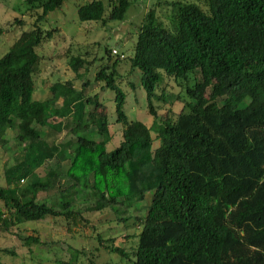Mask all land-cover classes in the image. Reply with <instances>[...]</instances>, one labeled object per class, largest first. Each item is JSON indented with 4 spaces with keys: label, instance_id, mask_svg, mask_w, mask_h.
Instances as JSON below:
<instances>
[{
    "label": "trees",
    "instance_id": "16d2710c",
    "mask_svg": "<svg viewBox=\"0 0 264 264\" xmlns=\"http://www.w3.org/2000/svg\"><path fill=\"white\" fill-rule=\"evenodd\" d=\"M67 1L26 3L40 10V23ZM132 4L90 0L78 16L103 26L122 23ZM156 4L172 14L164 21L151 9L143 17L133 55L106 49L94 80L86 79L81 90L71 81L51 86L43 114L34 98L43 60L37 49L54 33L36 23L0 57V146L13 131L19 154L5 167L7 186L0 185V230L48 217L79 224L91 213L126 208L144 213L119 219L125 230L141 228L132 264H264V0ZM5 31L0 26V36ZM85 55L69 57L82 78L81 70L98 61ZM125 60L130 75L140 71L150 126L125 110L119 69ZM173 82L180 86L179 109L171 99ZM96 85L115 93L122 128L115 149L109 148V116L87 109L104 108L99 92L89 94ZM46 128L52 131L43 135ZM64 130L70 139L56 143L55 133ZM40 193L47 197L40 200ZM97 238L108 252L128 257L118 237L98 232ZM24 240L26 246L44 243L36 235ZM76 260L72 255L61 264Z\"/></svg>",
    "mask_w": 264,
    "mask_h": 264
},
{
    "label": "rangeland",
    "instance_id": "374dc122",
    "mask_svg": "<svg viewBox=\"0 0 264 264\" xmlns=\"http://www.w3.org/2000/svg\"><path fill=\"white\" fill-rule=\"evenodd\" d=\"M89 1L68 0L61 9L50 13L44 21L39 23L37 19L40 10L30 8L26 0H0V26L6 29L5 33L0 36V57L9 51L23 32L35 29L36 23H39L45 32L52 31L54 33L52 38H46L37 49L43 56L40 71L36 75L37 89L34 94L35 100H38L36 107L39 113L43 114L41 102L51 97L53 84L71 81L77 90H81L86 79L94 80L95 73L102 66L100 57L105 54L106 49H112V51L117 49L126 57L133 55L140 24L151 9H155L157 15L164 21H167L172 14V8L156 4L165 0H132L133 4L128 11L126 21L122 23L113 21L103 26L99 21H80L78 8ZM17 19H21L23 24L16 22ZM86 51L90 52L89 60L98 57V61L81 70L82 76H84L82 78L72 70L69 65V57L79 54L86 56ZM112 54L116 55L114 52ZM105 57L107 58L108 55L105 54ZM86 68L87 71H85ZM119 69L121 84L128 93L126 112L131 120L142 121L150 126L154 118L147 108L146 92L139 86L140 71L137 70V73L130 75L128 60L122 61ZM169 79L164 72L163 80L168 83ZM129 82L136 85V90L132 89ZM173 83L169 87L173 92L171 99L175 100L174 108L179 109L181 104L176 102L175 98L180 86ZM96 92L101 94L100 98L104 108L103 106H90L87 109L97 110L101 115L109 116L110 132L113 135L109 148L112 149L118 146L122 139V128L116 121L117 114L113 100L115 93L108 88L102 91L101 87L96 85L93 89L90 88L89 94ZM186 98L188 99L187 95ZM61 102L62 99H59L57 105L60 106ZM165 110L166 108L163 111ZM50 130V128L43 130V135H46ZM66 133V130L60 133L56 132L53 137L56 143L69 140L70 137ZM13 134V131L9 132L10 143L0 146V185L5 187L7 186L4 176L5 167L16 162L19 156L18 142ZM20 183L23 186L27 185L24 180ZM46 197V193L39 195L40 200ZM84 197L86 196L83 194ZM2 204L3 202L0 200V207H3ZM140 207L141 205L138 206V208ZM133 213L144 214L138 211H133ZM133 213L127 211L126 208H121L118 212L108 208L89 214V221L82 220L79 224L73 222L68 224L67 220L62 217H48L45 220L17 225L11 231L1 227L0 257L3 256L2 260L6 264H61L68 262L72 255L77 257L75 264H106L110 261L117 262V264H132L137 247L136 236L139 235L141 228L133 226L125 230L119 219L127 218ZM98 232H101L106 239L118 237L117 245L126 250L128 257L122 258L119 254L108 252L102 248L97 238ZM29 235L39 236L44 243H33L31 246H26L24 239ZM2 249H8L12 253H5L1 251Z\"/></svg>",
    "mask_w": 264,
    "mask_h": 264
},
{
    "label": "built area",
    "instance_id": "2783aa9c",
    "mask_svg": "<svg viewBox=\"0 0 264 264\" xmlns=\"http://www.w3.org/2000/svg\"><path fill=\"white\" fill-rule=\"evenodd\" d=\"M114 54H119V51L117 49L113 50Z\"/></svg>",
    "mask_w": 264,
    "mask_h": 264
},
{
    "label": "crops",
    "instance_id": "0c3cea01",
    "mask_svg": "<svg viewBox=\"0 0 264 264\" xmlns=\"http://www.w3.org/2000/svg\"><path fill=\"white\" fill-rule=\"evenodd\" d=\"M11 132V131H10ZM13 135H15V134H13Z\"/></svg>",
    "mask_w": 264,
    "mask_h": 264
}]
</instances>
